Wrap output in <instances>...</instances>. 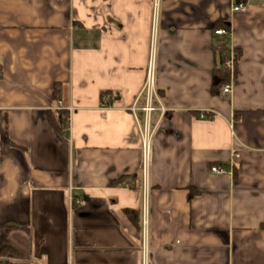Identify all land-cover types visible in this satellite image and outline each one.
<instances>
[{"label":"crops","instance_id":"obj_1","mask_svg":"<svg viewBox=\"0 0 264 264\" xmlns=\"http://www.w3.org/2000/svg\"><path fill=\"white\" fill-rule=\"evenodd\" d=\"M0 238V264H264V0H0Z\"/></svg>","mask_w":264,"mask_h":264},{"label":"built area","instance_id":"obj_2","mask_svg":"<svg viewBox=\"0 0 264 264\" xmlns=\"http://www.w3.org/2000/svg\"><path fill=\"white\" fill-rule=\"evenodd\" d=\"M246 10V4L237 2V4L234 6V12H243ZM228 32L225 29H220L216 31L217 36H225ZM235 64H236V56L233 53V55L230 56V58H227L224 62V68L227 71H230L234 74L235 72ZM224 95H229L232 93V86L224 87L221 91ZM144 98V105L142 108H139L138 102ZM155 99H156V89H155V69L154 66L150 64V67L148 69L146 82L144 85V88L140 95L138 96V99L136 103L134 104L132 108V112L135 114V116L138 115L139 112H143L145 116V121L143 124V131L144 135L146 137H149L152 132V115L157 111V108L155 107ZM161 112H165L164 107H160ZM145 149L148 152V146L145 145ZM223 169L219 168H213L212 173L215 175H221L225 173Z\"/></svg>","mask_w":264,"mask_h":264},{"label":"trees","instance_id":"obj_3","mask_svg":"<svg viewBox=\"0 0 264 264\" xmlns=\"http://www.w3.org/2000/svg\"><path fill=\"white\" fill-rule=\"evenodd\" d=\"M218 50L221 52V54L223 55L225 54L224 47H221ZM229 76L230 73L224 67L222 69H219L218 71H215L213 76V86L217 88L223 87L228 83ZM52 119L53 122L56 124L60 134L65 136L64 129L68 127V120H69L68 114L61 111L59 112L58 118L52 116ZM128 214L132 217L138 215V212L128 211ZM8 252H10V250L7 248L4 240L0 238V256L6 257V255H8Z\"/></svg>","mask_w":264,"mask_h":264}]
</instances>
